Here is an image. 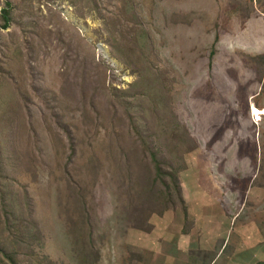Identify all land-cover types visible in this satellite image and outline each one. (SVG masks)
Returning <instances> with one entry per match:
<instances>
[{"label": "rangeland", "instance_id": "obj_1", "mask_svg": "<svg viewBox=\"0 0 264 264\" xmlns=\"http://www.w3.org/2000/svg\"><path fill=\"white\" fill-rule=\"evenodd\" d=\"M11 2L0 248L20 264H264V0H132L147 77L111 49L112 0Z\"/></svg>", "mask_w": 264, "mask_h": 264}, {"label": "trees", "instance_id": "obj_2", "mask_svg": "<svg viewBox=\"0 0 264 264\" xmlns=\"http://www.w3.org/2000/svg\"><path fill=\"white\" fill-rule=\"evenodd\" d=\"M112 1L116 3V6L119 5L118 7L119 11L117 15H113L110 18L109 17L106 18L108 19V29H107L108 37L112 41L111 49H114L115 53L117 54H121L119 52V50H121L120 49L121 47L130 49V51H132L134 54L135 52L139 53L140 54L139 65H140L142 73L145 74L147 77L150 74V71H149L150 68L147 66V64L145 65L144 63L145 62L148 63V60L151 59L150 58V55H151L150 53L151 51L150 34L146 30V28L144 29V27L141 26L142 24L138 16L135 13L136 5L132 2V0H112ZM14 12H15V8L11 0L7 1L0 15V35L4 31H7L12 27L13 22H14ZM117 27L118 28L122 27V30L120 29L117 30ZM126 35H129V36L133 35V38H132L133 46H132V43H130V41L126 39ZM117 36H121V38L118 39ZM124 41H127L130 44L128 45ZM262 60L264 61V58ZM147 87L148 86H145V88ZM174 136L177 137V135H174ZM168 137H171V135H168ZM153 162L155 165L156 173L158 174L157 177L159 181L162 177H164L162 164L160 163V161H158V158L155 155L153 156ZM173 179H174V182L176 183L174 177ZM156 183L157 182L154 183V186L152 187V189L155 188ZM160 183L162 184V187H165V185L162 183V180ZM182 203L183 202H181V204ZM182 206L184 205H181V207ZM84 211L86 213L88 212L86 206L84 207ZM9 214H13V213H9ZM88 221H89V217L84 218V222H88ZM84 227H81L80 230L82 231L80 233L84 232L83 231L85 229ZM24 229H25V232H24L25 241L24 242L31 249L32 243H36V242L39 243L41 241L40 238L42 237H40L41 235L36 234L35 231H37V227L34 225H31V226L28 225L26 227L24 225ZM89 244H91V240H89ZM84 250H85L84 251L85 255L82 257V261H85L87 263L89 253L87 251L88 249L84 248ZM0 264H20V263L18 262L16 254L14 256H11L4 250V248H0ZM31 264H51V262L47 258L36 257L35 260L31 261Z\"/></svg>", "mask_w": 264, "mask_h": 264}, {"label": "bare ground", "instance_id": "obj_3", "mask_svg": "<svg viewBox=\"0 0 264 264\" xmlns=\"http://www.w3.org/2000/svg\"><path fill=\"white\" fill-rule=\"evenodd\" d=\"M257 114H259V115H260V113H258V112H255V115H257Z\"/></svg>", "mask_w": 264, "mask_h": 264}]
</instances>
